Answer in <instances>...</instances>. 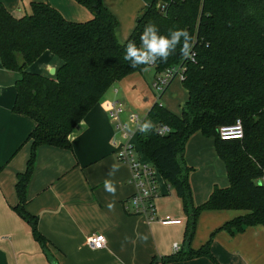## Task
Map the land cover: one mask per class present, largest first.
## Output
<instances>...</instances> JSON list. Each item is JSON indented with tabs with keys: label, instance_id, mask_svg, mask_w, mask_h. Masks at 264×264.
Masks as SVG:
<instances>
[{
	"label": "trees",
	"instance_id": "16d2710c",
	"mask_svg": "<svg viewBox=\"0 0 264 264\" xmlns=\"http://www.w3.org/2000/svg\"><path fill=\"white\" fill-rule=\"evenodd\" d=\"M75 1L90 11L89 19L68 20L45 1H31L30 12L14 17L0 2V62L20 74L12 109L35 122L28 135L30 157L15 184V210L30 225L34 238L46 244L37 217L24 207L35 149L44 144L70 148L71 133L105 91L148 66L130 67L123 57L129 41L139 46L140 34L150 22L161 34L181 28L192 36V59H184L177 47L167 63L151 65L155 74L170 66L184 67L182 85L188 96L180 115L158 101L147 111L155 125H167L171 131L166 135L155 129L146 134L138 131L135 136L140 153L182 200L187 217L184 244L189 246L197 216L206 209L246 211L220 229L264 226V187L259 184L264 174V0H152L123 42L117 37L116 17L102 0ZM46 50L61 61L54 75L27 71ZM237 118L243 137L222 140L218 128ZM196 132L214 137L229 179L228 186H215L198 205L191 200L187 169L182 165L184 145ZM207 245L153 258L149 264L207 254Z\"/></svg>",
	"mask_w": 264,
	"mask_h": 264
},
{
	"label": "crops",
	"instance_id": "0c3cea01",
	"mask_svg": "<svg viewBox=\"0 0 264 264\" xmlns=\"http://www.w3.org/2000/svg\"><path fill=\"white\" fill-rule=\"evenodd\" d=\"M31 1L48 2L71 21H85L91 17L90 11L75 0H0L14 17L30 12ZM151 1L102 0L116 17L119 41L128 38L136 18ZM60 64V59L46 50L27 67V71L53 76L50 69L56 71ZM148 66L154 71L153 82L155 70ZM19 76L18 72L4 68L0 62V264H149L153 258L159 260L178 252L184 253L188 247L196 250L206 243L207 254L158 264H264L263 225L232 231L220 229L235 216L244 214V210H202L186 247L183 238L187 217L182 200L160 174L159 195L154 200L156 219L131 214L125 209L136 187L130 166L118 159L124 141L106 107L111 100L128 107L129 102L118 81L105 91L73 130L70 148L44 144L35 149L24 207L37 217V228L46 239L45 245L38 242L30 225L15 210L18 204L17 174L26 168L31 152L28 135L35 126L31 117L12 109L15 81ZM172 80L158 98L167 91ZM180 80L182 82L181 77ZM137 86L132 88L136 90ZM187 96L186 92L175 107L176 102L170 95L167 109L180 115ZM129 128L133 132L135 126ZM140 156L146 159L142 154ZM113 164L119 165V169L115 175L109 176ZM182 165L187 169L194 205L206 201L215 186L229 184L213 136H204L200 132L192 134L184 145ZM105 179L114 182V194L105 191ZM166 216L180 222L161 223L159 219ZM94 234L105 236L103 248L93 249L87 244L89 236ZM175 243L177 250L174 249Z\"/></svg>",
	"mask_w": 264,
	"mask_h": 264
},
{
	"label": "built area",
	"instance_id": "2783aa9c",
	"mask_svg": "<svg viewBox=\"0 0 264 264\" xmlns=\"http://www.w3.org/2000/svg\"><path fill=\"white\" fill-rule=\"evenodd\" d=\"M194 53L192 52V56ZM183 66H170L164 69L162 72L156 74L152 87L153 89L161 94L166 89L170 81L175 77L179 76L183 78ZM108 109V115L112 120L116 131L119 133L124 143L121 150L118 152V159L130 166L132 171V181L135 184V192L128 198L129 204L125 205V209L131 214L143 215L149 219H156L154 200L159 195L158 190V178L159 172L155 166L148 160L142 158L140 151L134 140V135L138 129L139 123L143 122V119L139 118L137 114L131 115L129 119L135 126V129L130 131L127 122L122 120L121 114L124 107L117 101L111 100L106 104ZM156 129L166 126L167 130L161 134L166 135L171 131V128L167 125H155ZM155 129V130H156ZM157 131V130H156ZM158 134H160L157 131ZM218 135L222 140L230 139H241L243 137L242 122L237 118L233 123L221 125L218 128ZM134 141V142H133ZM259 184L264 187V174L259 179ZM163 224H174L179 223V219H172L166 216L165 218L159 219ZM106 243V238L103 234H94L89 236L87 244L93 249L103 248ZM174 249H178V245L174 244Z\"/></svg>",
	"mask_w": 264,
	"mask_h": 264
},
{
	"label": "clouds",
	"instance_id": "9594fccd",
	"mask_svg": "<svg viewBox=\"0 0 264 264\" xmlns=\"http://www.w3.org/2000/svg\"><path fill=\"white\" fill-rule=\"evenodd\" d=\"M139 46L135 41H129L125 46L124 60L129 62V66L136 68L146 65H154L159 63H167L168 58L175 55L177 47L181 56L184 59H192V36L186 29L174 28L169 29L168 34L164 35L159 32V29L154 23L145 25L140 34ZM156 129V126L151 120L145 119L139 123L138 131L148 133ZM160 134H163L166 126L156 129ZM119 165L113 164L109 170V176L115 175ZM105 191L114 194L116 191L115 184L112 180L105 179Z\"/></svg>",
	"mask_w": 264,
	"mask_h": 264
},
{
	"label": "rangeland",
	"instance_id": "374dc122",
	"mask_svg": "<svg viewBox=\"0 0 264 264\" xmlns=\"http://www.w3.org/2000/svg\"><path fill=\"white\" fill-rule=\"evenodd\" d=\"M153 72L154 71L151 69V67L146 66L141 72H136L118 81V86L120 87L122 93L126 95L125 96V98H127L126 101L129 102L128 107L124 105V107L126 108L125 110H123L121 114L122 120L125 122L127 121L128 125H131L132 123L129 119H131V115L133 114H137L141 119L144 118L143 120L149 119L154 124L156 121L150 119L147 115V111L154 101L161 102L162 105H164L167 108V106L169 105L168 102L169 99L167 98L171 95L174 98L172 99L173 102H176L175 104L176 107L177 101L180 98L183 99V97L185 96L186 91L182 85L180 77L175 76L167 91L164 92L162 97L158 98L159 93H157L153 89L151 83L153 79ZM134 85L135 86L138 85L136 87L137 88L136 90L132 88V86ZM121 101L122 103H125V100H121ZM182 101L183 100L179 101V103H182ZM134 140L136 141L135 136H134Z\"/></svg>",
	"mask_w": 264,
	"mask_h": 264
},
{
	"label": "water",
	"instance_id": "95a60500",
	"mask_svg": "<svg viewBox=\"0 0 264 264\" xmlns=\"http://www.w3.org/2000/svg\"><path fill=\"white\" fill-rule=\"evenodd\" d=\"M55 73V69L54 68H51L50 69V74H54Z\"/></svg>",
	"mask_w": 264,
	"mask_h": 264
}]
</instances>
